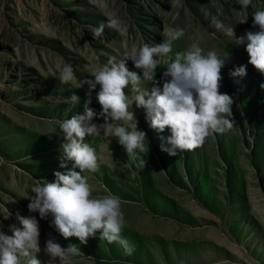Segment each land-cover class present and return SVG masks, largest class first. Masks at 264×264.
<instances>
[{"label":"rangeland","instance_id":"rangeland-1","mask_svg":"<svg viewBox=\"0 0 264 264\" xmlns=\"http://www.w3.org/2000/svg\"><path fill=\"white\" fill-rule=\"evenodd\" d=\"M256 10H264V0H253L247 9L235 0H97L96 5L89 0H0V230L11 235L9 226H19L17 213L39 219L27 207L34 179L53 182L56 171L72 167L71 161L68 168L60 167L65 141L59 129L45 133L84 112L89 85L78 87L79 82L93 80L96 68L119 61L134 47L160 43L167 28H180L185 34L173 43V57L193 42L218 55L230 53L219 90L233 98V128L209 136L193 151L170 156L161 150V137L170 131L150 127L129 86V111L149 147L146 156L140 154L145 166L137 167L105 129L85 139L96 149L100 167L83 175L94 198L109 193L121 198L122 236L134 245L133 254L99 240V234L87 244L65 239L40 220L38 258L41 264H264V74L248 63L247 40L237 44L225 34L229 28L235 37L257 31L252 26ZM108 17L120 18L126 34L105 27L104 36L93 39L92 29ZM217 20L223 28L215 27ZM157 59L155 80L162 89L165 68L163 58ZM66 65L75 79L61 84L51 74L59 75ZM240 65L247 66L246 76H230ZM127 66L140 71L130 60ZM153 86L145 81L141 88ZM98 91L99 85L88 105L96 113L102 110ZM73 93L80 98L75 105L68 99ZM94 122L104 121L97 116ZM121 123L130 130L134 121ZM49 238L64 247L77 244L82 254L48 261L43 248Z\"/></svg>","mask_w":264,"mask_h":264},{"label":"clouds","instance_id":"clouds-1","mask_svg":"<svg viewBox=\"0 0 264 264\" xmlns=\"http://www.w3.org/2000/svg\"><path fill=\"white\" fill-rule=\"evenodd\" d=\"M89 3L96 5L97 0H89ZM235 3L247 9L253 5V0H235ZM252 16V26L257 31H247L245 36L235 37L233 28H229L225 34L234 37L237 44L247 40L248 63L264 74V10H256ZM246 21L247 17L240 23ZM214 23L216 28H223L220 21ZM105 27L121 36L127 32V25L120 18L108 17L106 24L101 23L92 29L93 39L102 38ZM184 34L183 29L167 28L160 43L134 47L119 61L110 59L107 65L96 68L91 73L93 80L79 82L78 87L85 83L89 85L84 112L63 120L58 128L45 133L57 134L59 129L65 141L62 144L60 167L68 168L69 161L72 167L65 172L56 171L53 182L41 183L40 179H34L31 194L26 197L29 199L27 207L30 213H38L39 219L36 215L23 216L17 213L19 226H9L12 234L0 230V264H41L38 258L42 251L39 243L40 220H47L49 226L65 239L76 237L81 244H87L89 238L99 234V240L109 244L115 242L123 248L125 255L133 254L134 245L122 236L126 220L121 209V198L111 193L94 198L88 178L83 175L86 172L95 173L100 167L96 149L85 139L98 136L106 129L110 136L117 138L137 167L145 166L146 160L140 154L146 156L149 147L144 143L146 133L138 129L134 112L129 111V96L125 93L129 86L137 93L133 103L145 110L150 127L159 133L165 129L170 131V135L161 137V150L170 156L182 151H193L203 146L209 136L224 134L233 128V98L219 90L223 79L221 70L230 60V53L218 55L215 50L205 51L198 42H193L186 51L176 53L173 57L170 55L173 43ZM159 57L163 58L165 68L162 89L156 86L159 82L155 80L160 66ZM129 60L139 72L129 69ZM246 69V65L237 66L230 71V76L244 77ZM51 75L58 77L61 84H68L75 79L71 65L64 66L59 75L55 72ZM145 81L154 83L151 90L141 88ZM97 85L99 91L96 99L101 105L100 113L88 107L92 90ZM261 87L264 88V84ZM68 99L74 105L80 100L75 93ZM97 116L102 117L104 122H94ZM129 121H134L130 130L121 123ZM10 215L8 213L4 219ZM43 252L49 258L48 261H66L82 254L77 244L69 243L64 247L54 238L45 241ZM100 264L104 262L100 261Z\"/></svg>","mask_w":264,"mask_h":264}]
</instances>
